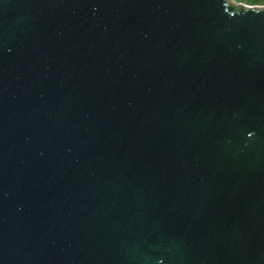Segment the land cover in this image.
Instances as JSON below:
<instances>
[{"label":"water","instance_id":"water-1","mask_svg":"<svg viewBox=\"0 0 264 264\" xmlns=\"http://www.w3.org/2000/svg\"><path fill=\"white\" fill-rule=\"evenodd\" d=\"M0 264H264V7L0 0Z\"/></svg>","mask_w":264,"mask_h":264},{"label":"flooded vegetation","instance_id":"flooded-vegetation-1","mask_svg":"<svg viewBox=\"0 0 264 264\" xmlns=\"http://www.w3.org/2000/svg\"><path fill=\"white\" fill-rule=\"evenodd\" d=\"M232 1L239 4L264 5V0H232Z\"/></svg>","mask_w":264,"mask_h":264},{"label":"built area","instance_id":"built-area-1","mask_svg":"<svg viewBox=\"0 0 264 264\" xmlns=\"http://www.w3.org/2000/svg\"><path fill=\"white\" fill-rule=\"evenodd\" d=\"M243 6L248 7V8H253V7L263 8L264 7V5H243Z\"/></svg>","mask_w":264,"mask_h":264},{"label":"rangeland","instance_id":"rangeland-1","mask_svg":"<svg viewBox=\"0 0 264 264\" xmlns=\"http://www.w3.org/2000/svg\"><path fill=\"white\" fill-rule=\"evenodd\" d=\"M235 3V2H234ZM236 4H239V3H236ZM242 5H248V4H242Z\"/></svg>","mask_w":264,"mask_h":264}]
</instances>
